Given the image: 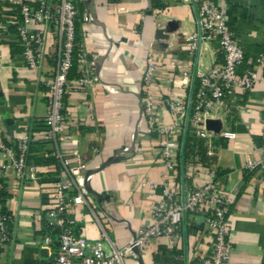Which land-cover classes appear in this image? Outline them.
I'll return each mask as SVG.
<instances>
[{"label":"crops","instance_id":"0c3cea01","mask_svg":"<svg viewBox=\"0 0 264 264\" xmlns=\"http://www.w3.org/2000/svg\"><path fill=\"white\" fill-rule=\"evenodd\" d=\"M207 1L223 11L227 29L241 46L245 61L238 75L251 70L258 77L250 90L234 91L233 106L221 120L222 128L235 134L222 142L216 159L218 188L231 199L226 218L232 242L228 264H264V176L259 168H245L248 161L264 162V63H257L264 53V0ZM76 4L80 12L86 10L94 17L91 23L79 26L78 38L99 82L85 90L68 83L63 112L70 124L61 133L71 139L58 141L56 146L48 144L35 157L54 158L59 164L53 155L57 150L73 162L72 151L77 150L85 162V172L100 169L91 178L88 205L72 204L70 212L76 234L100 241L105 252L111 253L127 247L141 228L150 225V205L161 197V189L151 188L165 173L156 149L157 136L146 135L147 121L140 119L147 58L153 55L160 63L177 58L182 63L174 73L184 71L193 80L198 63L206 70L221 63L222 57L214 41L205 43L195 57L187 53V36L197 31L192 5L160 0H76ZM12 12L13 0H0V103L4 110L2 113L0 106V138L9 144L21 137L27 125L44 120V83L53 65L48 57L40 71L25 67L9 26ZM191 89L172 88L165 73L155 76L154 91L163 100L183 102ZM162 101L158 120L168 123L170 115ZM123 146L132 150L109 163ZM4 162L5 156L0 153V163ZM184 164L185 158L179 154L172 172L176 182L181 183L188 172L190 184L207 183L201 164L190 169ZM57 168L55 164L36 165L38 179L21 184L12 171L5 174V206L14 223L11 244L0 247V264L52 263L54 247L42 245L46 233L43 211L54 198ZM211 251L209 230L200 217L189 216L184 238L177 245L166 238L154 239L139 259L128 257L123 264H199Z\"/></svg>","mask_w":264,"mask_h":264},{"label":"built area","instance_id":"2783aa9c","mask_svg":"<svg viewBox=\"0 0 264 264\" xmlns=\"http://www.w3.org/2000/svg\"><path fill=\"white\" fill-rule=\"evenodd\" d=\"M160 1L195 7L197 31L187 36V53L195 57L200 54L205 43L214 41L222 62L206 70L198 63L194 78L190 80L184 71L174 73L180 67L181 60L170 57L160 63L153 55L147 58L142 73L140 119L147 121L146 135L157 136L156 149L165 173L158 185L151 184L153 190L161 189V197L153 200L150 205V225L141 228L127 247L106 253L100 241L92 242L75 233L70 206L88 205L86 197L90 192L89 184L98 168L85 172V162L77 150L72 151L73 162L66 160L57 150L53 153L59 160L60 171L55 176L52 204L43 211L49 231L42 236L44 247H54L51 264H123V260L128 257L139 259L154 239L166 238L173 246L181 242L184 238L185 219L189 216L200 217L212 239L211 254L199 264H228L232 242L226 218L231 208V199L218 188L219 168L216 159L222 142L233 139L235 134L223 128L218 133L211 132L206 128V121H221L233 106L234 91L250 90L258 77L251 70L245 71L242 76L238 75V68L244 63L245 57L235 36L227 29L220 8L207 0ZM93 20L90 12L78 10L76 0H13L9 26L13 29L25 67L40 71L48 57L53 65L44 83L47 107L45 131L30 133L27 125L14 144L5 143L0 138V153L5 156V162L0 163V195L5 191L4 177L8 171L15 174L19 184L38 179L36 165L28 162L31 144L56 146L58 141L71 139L61 133L63 127L70 124L63 112L67 85L72 82L75 88L85 90L88 85L99 82L92 69L93 62L80 48L77 53L79 76L68 80L73 66L76 24H87ZM257 63H264V53L259 55ZM161 72L168 76L172 88H192L185 101L169 98L163 100L155 94V76ZM162 100L170 115L168 123L158 120ZM139 127L140 120L137 124ZM186 133L200 142L205 150L202 161L198 146H195L184 164L187 169L196 164L205 168L208 181L203 186L190 184L191 175L188 172L183 174L181 183L176 182L172 176L180 151L179 138ZM131 150V146H123L118 156ZM94 152L97 153L98 149H94ZM245 168L248 171L259 168L264 176V162L248 161ZM90 211L96 215L93 208ZM13 223L14 217L10 213H2L0 203V247L11 244Z\"/></svg>","mask_w":264,"mask_h":264},{"label":"trees","instance_id":"16d2710c","mask_svg":"<svg viewBox=\"0 0 264 264\" xmlns=\"http://www.w3.org/2000/svg\"><path fill=\"white\" fill-rule=\"evenodd\" d=\"M79 26L80 24L77 23L76 24V39H75V48H74V53H73V66H72V69L69 73V76H68V80L71 81L73 79H76L78 78L79 74L77 72V53L79 51ZM21 52V50H20ZM245 61V60H244ZM29 127V132L30 133H39V132H42V131H45L46 129V124H45V121L44 120H39V121H36V122H33V123H30L28 125ZM6 143V142H5ZM179 146H180V151H179V154L185 158V160L187 159L188 155H190L192 152H193V148L195 146H198V149L200 151V153L202 155H204L203 151V147H202V144L199 142H196L195 139H193L188 133H186L185 135H183V138L179 139ZM44 147L45 145H41L39 143H33L30 145L29 147V157H28V162H32L36 165H42V164H46V165H50V164H55L58 168L57 170L60 169V164H58V161L54 158H36L35 156L37 155V153L39 152H44ZM59 171H57L58 173ZM6 198H7V194L6 192H2L1 195H0V203L2 205V213H9L6 209V206H5V202H6ZM45 232H48L49 231V227L47 225V223L45 222ZM185 229V228H184ZM74 231L76 233V226L74 228Z\"/></svg>","mask_w":264,"mask_h":264},{"label":"water","instance_id":"95a60500","mask_svg":"<svg viewBox=\"0 0 264 264\" xmlns=\"http://www.w3.org/2000/svg\"><path fill=\"white\" fill-rule=\"evenodd\" d=\"M1 104H2V103H0V106L2 107V108H1V112L4 113V110H3V104H2V105H1ZM206 128H207V130H209V131H211V132L218 133V132H220V130L222 129V123H221L220 120H208V121H206ZM119 152H120L119 150L116 151L114 157L109 161V163L119 158V156H118V153H119ZM100 168H101V167H100ZM99 170H100V169H98V171H99ZM99 200H100V199H99Z\"/></svg>","mask_w":264,"mask_h":264}]
</instances>
